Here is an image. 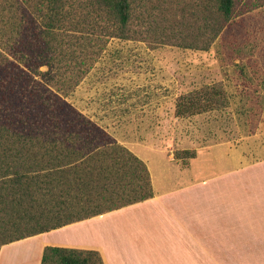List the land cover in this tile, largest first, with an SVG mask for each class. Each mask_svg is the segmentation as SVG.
Returning a JSON list of instances; mask_svg holds the SVG:
<instances>
[{"label": "trees", "instance_id": "16d2710c", "mask_svg": "<svg viewBox=\"0 0 264 264\" xmlns=\"http://www.w3.org/2000/svg\"><path fill=\"white\" fill-rule=\"evenodd\" d=\"M143 2L0 0V250L154 196L146 163L67 101L93 68L75 56L84 39H141L134 16ZM206 4L201 35L212 45L236 17L237 0ZM211 95H181L177 117L216 110L221 92ZM42 264L104 263L97 251L49 246Z\"/></svg>", "mask_w": 264, "mask_h": 264}, {"label": "rangeland", "instance_id": "374dc122", "mask_svg": "<svg viewBox=\"0 0 264 264\" xmlns=\"http://www.w3.org/2000/svg\"><path fill=\"white\" fill-rule=\"evenodd\" d=\"M207 1L144 0L134 16L141 39L97 33L83 51L74 46L79 61L94 64L67 101L131 150L165 149L187 162L203 193L211 183L209 193L222 188L223 198L264 196V0H237L236 17L212 45L201 35ZM217 90L216 110L177 117L181 95ZM186 150L196 158L175 159Z\"/></svg>", "mask_w": 264, "mask_h": 264}, {"label": "crops", "instance_id": "0c3cea01", "mask_svg": "<svg viewBox=\"0 0 264 264\" xmlns=\"http://www.w3.org/2000/svg\"><path fill=\"white\" fill-rule=\"evenodd\" d=\"M131 151L149 168L152 198L4 245L0 264H42L49 246L97 251L104 264H264V196L223 198L211 183L203 193L165 149Z\"/></svg>", "mask_w": 264, "mask_h": 264}]
</instances>
